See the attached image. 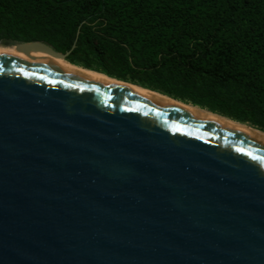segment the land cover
<instances>
[{
	"label": "water",
	"instance_id": "95a60500",
	"mask_svg": "<svg viewBox=\"0 0 264 264\" xmlns=\"http://www.w3.org/2000/svg\"><path fill=\"white\" fill-rule=\"evenodd\" d=\"M0 264H264V136L0 54Z\"/></svg>",
	"mask_w": 264,
	"mask_h": 264
},
{
	"label": "trees",
	"instance_id": "16d2710c",
	"mask_svg": "<svg viewBox=\"0 0 264 264\" xmlns=\"http://www.w3.org/2000/svg\"><path fill=\"white\" fill-rule=\"evenodd\" d=\"M4 40L264 132V0H0Z\"/></svg>",
	"mask_w": 264,
	"mask_h": 264
},
{
	"label": "bare ground",
	"instance_id": "6f19581e",
	"mask_svg": "<svg viewBox=\"0 0 264 264\" xmlns=\"http://www.w3.org/2000/svg\"><path fill=\"white\" fill-rule=\"evenodd\" d=\"M0 54L14 55V56L19 55V56H25V57L34 58L37 61H40L42 63L49 64V65H52V66H55V67L64 68V69L71 70V71H74V72H78V73L84 74V75H86L88 77H91L93 79H96L98 81H104V82L113 83V84L118 85L120 87H123V88L129 89L131 91H134L136 93L151 97V98H153L155 100L176 102V103H179L181 105H184V106L190 107L192 109H195V110H197V111H199V112H201L203 114H206V115L221 119V120H223V121H225L227 123L238 125V126L243 127V128H245L247 130H250V131H252L254 133H257V134H259L261 136H264V132H262V131H260L258 129L252 128L250 126H247L246 124L239 123L237 121H234L232 119H229V118L224 117L222 115H219L217 113H213L211 111H207L206 109L200 108L198 106L184 103V102H182L180 100L171 98V97H169L167 95H164V94H161L159 92H156V91H153V90H150V89L138 86V85H134L132 83L130 84L128 82L109 77V76H107L104 73H100V72H97V71H93V70L86 69L84 67L72 64V63H70L67 60H63V59H60V58H56V57H52V56H49V55H45V54L40 53V52L21 53V52L15 51V49L13 47H3V46H0Z\"/></svg>",
	"mask_w": 264,
	"mask_h": 264
},
{
	"label": "rangeland",
	"instance_id": "374dc122",
	"mask_svg": "<svg viewBox=\"0 0 264 264\" xmlns=\"http://www.w3.org/2000/svg\"><path fill=\"white\" fill-rule=\"evenodd\" d=\"M0 46H2V45H0ZM3 47H6V46H3ZM78 65V64H77ZM78 66H81V65H78ZM81 67H83V66H81ZM85 68V67H84ZM87 69V68H86ZM90 70H93V71H97V70H94V69H90ZM97 72H99V71H97ZM126 82H128V83H130L131 84V82H129V81H126ZM132 84H134V83H132ZM135 85H137V84H135ZM138 86H140V85H138ZM142 87V86H141ZM145 88V87H144ZM240 123V122H239ZM242 124H246L247 126H250V127H252L250 124H248V123H242ZM252 128H254V127H252ZM255 129H257V128H255ZM259 130V129H258ZM261 131V130H260ZM263 132V131H262Z\"/></svg>",
	"mask_w": 264,
	"mask_h": 264
}]
</instances>
